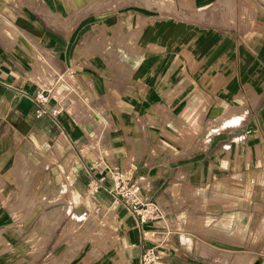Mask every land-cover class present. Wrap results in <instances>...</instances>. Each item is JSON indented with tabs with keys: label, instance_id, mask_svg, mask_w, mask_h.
<instances>
[{
	"label": "crops",
	"instance_id": "1",
	"mask_svg": "<svg viewBox=\"0 0 264 264\" xmlns=\"http://www.w3.org/2000/svg\"><path fill=\"white\" fill-rule=\"evenodd\" d=\"M142 1L175 12L174 0ZM255 1L264 11V1ZM126 3L0 0L7 12L6 18L0 16V184L13 185L10 190L0 187V199H13L14 185L22 180L29 185L26 196L40 194L43 200L38 209L2 212L41 214L37 227L31 220L26 225L28 235L47 231L45 223L52 222L50 236L23 242L28 248L23 257L9 252L0 258L3 264L21 259L24 264H141V254L150 246L162 264H230L224 261L238 263V246L251 242L250 221L264 207V78L255 85L245 81L248 74L242 77L238 64L233 65L238 51L199 47L192 57L190 38L183 40V48L175 47V40L159 45L155 17L146 18L143 30L136 23L141 15L130 14ZM171 35L175 37L171 32L165 39ZM124 45L139 49L127 51ZM227 54L230 65L223 67L220 59ZM208 56H214L215 64L206 62ZM199 87L215 101L201 106ZM39 91L47 96L41 105L35 99ZM192 106L205 122L196 137L190 129L199 126L196 119L185 127ZM38 107L43 112L37 116ZM108 168L125 169L141 196H153L160 218L142 224L120 207ZM101 175L104 180L88 190ZM203 186L206 199L211 189L233 209L201 201L197 192ZM241 199L251 205L239 208ZM80 200L92 201L88 212L97 206L98 220L91 213L79 217ZM197 215L205 217L201 231L208 236L191 230L188 219ZM65 218L69 233L80 227L81 234L94 237L85 243L87 251H80L84 243L52 239ZM10 225L7 230L17 227ZM96 230H104V244L94 245ZM148 230L153 235L142 236ZM6 245L10 251L16 248L13 240ZM219 251L231 257H220Z\"/></svg>",
	"mask_w": 264,
	"mask_h": 264
},
{
	"label": "rangeland",
	"instance_id": "2",
	"mask_svg": "<svg viewBox=\"0 0 264 264\" xmlns=\"http://www.w3.org/2000/svg\"><path fill=\"white\" fill-rule=\"evenodd\" d=\"M127 1V6L128 9L127 11L131 14L132 12L135 11L136 15L142 17V19L137 20V24L143 26V30L148 26L146 23V18H152L155 17L154 21H158L157 26L155 29V32L157 30L156 40L159 45L162 44V42H169L170 44L172 43V40H175V47L177 45L181 46L182 48L187 46L183 44V40H186V38H190L189 41V46H190V51H192V57L198 55L196 54L197 51L200 49H206V51H216L219 46H220V51H238V54L236 56H233V65L235 63L238 64V69L240 70V74H242V77L245 76V74H248V79H246V82H249L251 85H255L261 77L264 78V11L263 9H260L258 6V3L255 0H207V1H200V0H189L190 2L186 4L185 1L183 0H174V6H175V12H171L169 10L165 9H159L156 6H147L142 0H125ZM264 1V0H263ZM119 2H117L118 4ZM116 4V5H117ZM205 4H209L207 8L202 9L200 11L197 10L199 6H203ZM6 8H1L0 7V16L6 18ZM132 18V15L128 17V20L130 21ZM135 20V19H134ZM177 21L182 24H177ZM176 23L177 25L176 28L173 29V24ZM184 23V25H183ZM128 25L127 26V31L129 29H132L135 25ZM156 24V22H155ZM175 33V37L170 36L169 40H166V35L169 33ZM162 35H165V37H162ZM168 37V36H167ZM159 38V39H157ZM185 38V39H184ZM116 42V41H114ZM188 42V41H187ZM118 44V42H117ZM124 44V43H123ZM156 44V43H155ZM172 46V45H171ZM140 47V46H139ZM124 48L127 51H136L139 48H135V46H126L124 45ZM114 51V50H111ZM210 56L206 59V62L208 64L214 63V56L209 59ZM237 58V62L235 59ZM210 60V61H209ZM222 60V66L225 67V65H230L231 61V56L223 55L221 57ZM219 60V61H220ZM204 63V61H203ZM215 64V63H214ZM247 66V67H246ZM244 67L247 68V70H244ZM200 68V67H199ZM199 68H197L196 75L199 76L200 73H198ZM230 69V68H229ZM229 73V72H227ZM226 73V74H227ZM193 78V77H192ZM197 79V78H195ZM219 90V89H218ZM247 90V89H245ZM201 93V88H198L197 91V99L198 103L201 102V106H204L211 101L214 100L213 97L210 96L209 92L202 91ZM219 92V91H218ZM217 92V93H218ZM250 92V91H248ZM208 93V94H207ZM243 95H242V94ZM241 95L247 100L248 99V94L245 92L241 91ZM247 95V96H246ZM216 98L220 97V94H215ZM239 97V96H238ZM209 101V102H208ZM215 101V100H214ZM232 107H235L236 102H233L232 100L228 99L227 101ZM251 104V103H250ZM237 106V105H236ZM244 105L242 104L241 106V113L243 112ZM209 107L206 108L208 111ZM246 109V108H245ZM210 110V109H209ZM247 111V109H246ZM191 114V117L189 118L190 120L185 122V127L187 126L188 122H191L193 119H196L198 121V127H195L194 129H191L192 136H197L199 131L200 126L204 125V119H203V114L200 113V110H194V107L192 106V110L189 113ZM186 115V119L187 116ZM206 117H209V113L207 114ZM205 117V118H206ZM242 117V115H241ZM183 123H181L182 125ZM204 146V145H203ZM196 154L192 155L194 157ZM13 185L7 186V185H2L0 184V187H4L5 190L11 189ZM15 193H14V198L13 199H8L7 196H3L2 199H0V258H3L7 253L12 252L13 254L16 255V258L23 257L22 254L27 252V247L24 246L23 242H39V240L45 238L44 236H50V228L51 224L50 223H45L46 227L48 228L47 231L43 232H38L33 231L29 233H26V225L30 222H34L33 225L37 227V224L40 223V218L43 219V217L38 214L35 216H23L22 214L20 215H10L8 216L6 212H2V210L6 211L7 209L15 207L20 208L21 210L24 207H29L32 206L34 209H38L39 206V201H43L40 199L41 195L40 194H34L32 197L26 196L25 191L28 190L29 185L23 184V181L21 180L20 183L15 184ZM204 186L199 188L200 190L197 192V195L201 201L205 202H217L221 203L222 207L226 210H231L233 207H227L225 204L224 200H221L220 198L217 199L215 197V193L213 190L210 189L209 192V197L206 199L203 196V189ZM94 185L93 183L88 186V190H93ZM193 197H195V193H192ZM34 197V198H33ZM144 198L143 203L144 205L141 206L143 209L146 210V215L147 219H145L142 224L147 223V222H153L157 219L160 218L159 211L160 209L155 208L158 207L156 204L153 202L152 198L153 196H142ZM52 201V200H51ZM119 203L118 205L120 207H125L128 208V211L136 216L133 212L130 211V208L128 205L123 202L122 200H118ZM199 200L196 199V202ZM50 202V201H48ZM91 202L92 201H87L83 202L80 200L79 203L82 206H79L80 209H82L81 213L79 214V217H84L85 214L91 213L93 214L92 216L95 217V220H98L99 217L97 216L99 213L97 206L93 208V211L88 212L86 211L87 205L91 207ZM149 205V206H147ZM151 205L154 207L152 208ZM159 205V204H158ZM251 205V202L248 199H241L240 206L239 208L241 209H246ZM193 209H197L198 207L196 205L191 204ZM147 207V208H146ZM152 208V209H151ZM255 209H259V205L257 203L254 204ZM155 210H158L159 217H154ZM258 212V211H257ZM95 213V214H94ZM256 213V212H254ZM202 215H197L195 217L190 216L188 219V223L192 226L191 230L201 234L208 236L205 232L201 231L203 229V223L202 219H204ZM66 218L60 223V226L57 231L52 233V239H54L56 236L59 237V239H69V240H75L80 243H86L87 240L91 241L94 237L93 236H86V233L81 234L80 231L82 230L79 229L78 227L77 231L74 233H69V230L64 227L66 224ZM14 223L17 225V227H12L15 228L14 231L7 230L11 228L10 224ZM247 223V222H245ZM196 224V225H195ZM9 225V226H8ZM248 226V223H247ZM250 230H251V238L249 241L250 244H248L246 247H240L237 250L238 252L234 253V257L236 256L238 259V263H232L228 262V260L224 261L230 264H254V261L256 259H261V257L264 258V207H261V210L254 216H252V219L250 221ZM8 227V228H7ZM71 229V227H69ZM101 228V227H100ZM149 229V228H146ZM144 228V230H146ZM95 233H98L96 235V240H94V245H97L101 243V241H104L103 244L105 243L106 236L104 235V230H99L95 231ZM241 240L244 238L245 233H241ZM14 241V251H10L8 246L6 245V241ZM228 244H230L228 242ZM244 246V245H243ZM104 247V246H103ZM223 249L225 250H230L226 246H222ZM237 247V246H234ZM146 248V247H145ZM104 249V248H101ZM87 251V245L85 244L80 251L83 253L84 251ZM97 250V248L95 249ZM92 251V249H91ZM207 251H211L210 248L207 249ZM243 251H248L251 254L254 255H249L247 252ZM220 257H224L225 259H228L231 257V255L228 252H221ZM29 255V254H27ZM229 255V256H228ZM2 256V257H1ZM157 256L159 257L158 261L159 264H162L163 259L160 257L158 254ZM258 256L259 258H256ZM25 258V257H24ZM85 259V258H84ZM54 261V259H52ZM86 260V259H85ZM84 260V261H85ZM1 261V260H0ZM5 262V261H4ZM0 264H3L0 262ZM16 264V263H15ZM17 264H24L23 259H21L20 262H17ZM47 264H54V263H47ZM81 264H86V262L81 263ZM90 264V263H89ZM264 264V260H263Z\"/></svg>",
	"mask_w": 264,
	"mask_h": 264
},
{
	"label": "built area",
	"instance_id": "3",
	"mask_svg": "<svg viewBox=\"0 0 264 264\" xmlns=\"http://www.w3.org/2000/svg\"><path fill=\"white\" fill-rule=\"evenodd\" d=\"M35 99L41 105L44 102H46L47 96L44 95L42 91H39L38 93H36ZM42 112H43L42 108L38 107L36 110V115L38 116ZM107 170L112 182L113 194L117 197V199L122 200L128 205L130 211L137 216L138 222L140 223L144 222L145 219L149 217H147L146 215L147 209L141 208V206L144 205L143 203L144 198L139 194V185L137 184V182L134 181L130 176H128L125 169L118 170L114 168H108ZM103 180H104V175L98 177L97 180L93 182L94 189H96L97 184ZM151 207L154 208L152 205ZM157 212L158 210L157 211L155 210L154 217H159V214ZM146 233L149 236L153 235V231L148 230V231H144V233H142V236H145ZM158 259L159 257L157 256L155 247L152 246L146 247L143 250L140 257L141 264H159Z\"/></svg>",
	"mask_w": 264,
	"mask_h": 264
},
{
	"label": "bare ground",
	"instance_id": "4",
	"mask_svg": "<svg viewBox=\"0 0 264 264\" xmlns=\"http://www.w3.org/2000/svg\"><path fill=\"white\" fill-rule=\"evenodd\" d=\"M40 64V63H39ZM199 142V141H198Z\"/></svg>",
	"mask_w": 264,
	"mask_h": 264
}]
</instances>
